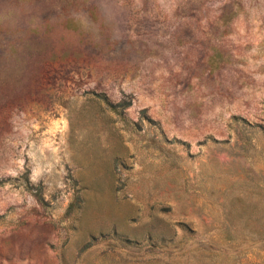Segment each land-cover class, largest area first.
<instances>
[{"label": "rangeland", "instance_id": "1", "mask_svg": "<svg viewBox=\"0 0 264 264\" xmlns=\"http://www.w3.org/2000/svg\"><path fill=\"white\" fill-rule=\"evenodd\" d=\"M0 94V264H264V0H0Z\"/></svg>", "mask_w": 264, "mask_h": 264}, {"label": "trees", "instance_id": "2", "mask_svg": "<svg viewBox=\"0 0 264 264\" xmlns=\"http://www.w3.org/2000/svg\"><path fill=\"white\" fill-rule=\"evenodd\" d=\"M9 47L7 48V46L5 47V49L9 50V52L12 54V53H15L16 52V49L14 48V44L9 41ZM0 98H2V95L0 94ZM117 105L121 106L122 108L123 107H126L127 105H129V102H119ZM27 180V179H26ZM26 184H27V188H31V184H29L28 181H26ZM33 196L35 197L36 201L39 202V203H42L43 202V199H42V195H41V191L39 189H37L35 192H33Z\"/></svg>", "mask_w": 264, "mask_h": 264}]
</instances>
